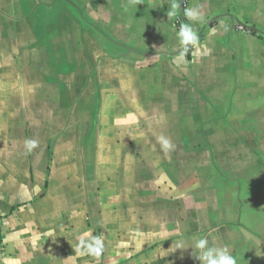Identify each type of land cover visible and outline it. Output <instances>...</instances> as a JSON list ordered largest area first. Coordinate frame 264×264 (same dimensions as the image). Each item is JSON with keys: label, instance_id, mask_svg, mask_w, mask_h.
<instances>
[{"label": "crops", "instance_id": "crops-1", "mask_svg": "<svg viewBox=\"0 0 264 264\" xmlns=\"http://www.w3.org/2000/svg\"><path fill=\"white\" fill-rule=\"evenodd\" d=\"M179 1L0 0L1 264H264L218 165L264 141V0Z\"/></svg>", "mask_w": 264, "mask_h": 264}, {"label": "rangeland", "instance_id": "rangeland-1", "mask_svg": "<svg viewBox=\"0 0 264 264\" xmlns=\"http://www.w3.org/2000/svg\"><path fill=\"white\" fill-rule=\"evenodd\" d=\"M184 7L185 0H180V10H183ZM235 130L236 128H230L228 132L233 133ZM248 130L246 129V132ZM256 131V136L259 141L260 134L263 135L264 127H259ZM241 145L242 153L238 160L228 158L221 160L218 165L221 169L229 171L232 170L233 163L241 162V168L236 169L240 170L237 174V182L240 183L241 187V230L249 242L246 245V249H249L251 252L261 251L264 253V141L258 142L257 147H254L255 150H250L247 144L242 143ZM200 146V148H208L212 156L215 154V144L202 143ZM228 146L225 144V148ZM215 162L216 160L212 158L211 164L214 168L217 166ZM229 173L228 175L232 176L231 172ZM231 189V186L225 185L224 189L220 192L221 196H224L226 203L229 202V195H232Z\"/></svg>", "mask_w": 264, "mask_h": 264}, {"label": "clouds", "instance_id": "clouds-1", "mask_svg": "<svg viewBox=\"0 0 264 264\" xmlns=\"http://www.w3.org/2000/svg\"><path fill=\"white\" fill-rule=\"evenodd\" d=\"M188 16L192 18H197L198 13L196 10H188ZM180 35H183L188 40L194 39V35L191 31L187 30V26H183L181 29ZM159 141L162 147L165 150H171L172 144L165 137H159ZM26 144L29 149L35 148L37 146L36 141H26ZM96 247H89L90 251L94 253L96 256H99L102 250V244L99 239H96ZM196 247L203 251L202 259L204 264H236V259L232 257L225 249H217L208 247V241L206 239H200L197 241Z\"/></svg>", "mask_w": 264, "mask_h": 264}, {"label": "built area", "instance_id": "built-area-1", "mask_svg": "<svg viewBox=\"0 0 264 264\" xmlns=\"http://www.w3.org/2000/svg\"><path fill=\"white\" fill-rule=\"evenodd\" d=\"M189 0H185V6L188 3ZM3 227H4V220L0 218V241L2 237V232H3ZM0 264H1V246H0Z\"/></svg>", "mask_w": 264, "mask_h": 264}, {"label": "trees", "instance_id": "trees-1", "mask_svg": "<svg viewBox=\"0 0 264 264\" xmlns=\"http://www.w3.org/2000/svg\"><path fill=\"white\" fill-rule=\"evenodd\" d=\"M188 4V3H187ZM187 4H186V6L184 7V9L183 10H181V13H182V15L184 14V11H185V9H186V7H187ZM226 171V170H225ZM1 245V244H0Z\"/></svg>", "mask_w": 264, "mask_h": 264}]
</instances>
